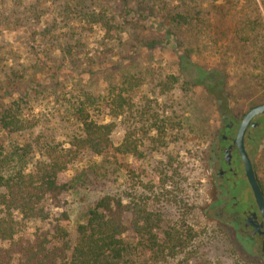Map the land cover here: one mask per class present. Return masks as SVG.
Returning a JSON list of instances; mask_svg holds the SVG:
<instances>
[{"label":"rangeland","instance_id":"rangeland-1","mask_svg":"<svg viewBox=\"0 0 264 264\" xmlns=\"http://www.w3.org/2000/svg\"><path fill=\"white\" fill-rule=\"evenodd\" d=\"M244 10L250 11V6L243 0L239 4L235 0H0V103L26 92L30 104L25 112L36 115L44 128L31 137L0 129V150L15 152L24 142L39 137L64 144L72 130L63 124L66 119L60 110L69 101L82 102L94 120L114 124L111 140L117 148L124 133L136 127L123 117L106 116L102 106L128 84L132 86L128 97L136 106L157 102L160 109H171L177 120L170 144L158 154L147 152L136 160L117 155L113 149L99 157L87 152L78 157L64 175L73 189L61 197L60 208L53 210L57 217L66 214L65 226L71 234L103 196L125 195L134 182L145 191L153 169L172 158L180 169L175 189L182 211L167 204L161 210L166 214L165 228L182 214L197 232L198 241L187 251L189 264H250L203 215L206 156L219 129V115L203 88L184 84L188 79L177 55H186L202 70L223 74L227 104L238 123L250 108L264 103V81L250 71L256 62L237 52L238 45L228 35L225 40H206L209 32L203 31V23L217 30L231 20H222L220 12L228 11L237 21L249 16ZM176 14H190L194 21L187 26L171 23ZM170 78H177L178 83L162 94L159 85ZM33 157L27 158L34 162ZM18 160L14 165H21ZM258 164L264 177V150ZM147 256L135 264H154Z\"/></svg>","mask_w":264,"mask_h":264},{"label":"trees","instance_id":"trees-1","mask_svg":"<svg viewBox=\"0 0 264 264\" xmlns=\"http://www.w3.org/2000/svg\"><path fill=\"white\" fill-rule=\"evenodd\" d=\"M243 1L250 6V11L244 10L249 16L236 21L234 16L232 19L227 15L228 11L220 12L222 20H231L217 30L207 28L205 21L203 31L209 35L206 33L204 38L215 42L227 39L228 35L230 41L238 45L237 52H242L246 60L256 62L250 71L257 73L255 77L259 81H264V0ZM236 2L239 4L240 0ZM170 21L187 26L194 20L190 19V14H176ZM229 25L232 26L227 29ZM158 30L165 32L162 27ZM179 58L181 68L183 64L189 67L186 55ZM197 70L187 76L184 84L203 88L228 116L223 74ZM177 83V78L160 83L162 94ZM128 85L117 90L102 106L106 116L123 117L136 127L134 132L124 133L117 148H113L111 140L114 124L94 120L82 102L69 101L66 105L63 103L60 110L66 119L63 124L71 125L72 130L64 144L39 137L24 142V147L15 152L0 150V264H135L145 254L154 264H189L187 251L190 244L198 241L197 232L186 224L182 214L165 228L166 214L161 210L162 205L167 204L182 211L175 189L180 169L172 158L153 169L149 184L143 188L145 191L134 182L125 195L103 196L88 210L83 222L74 227L73 234L65 226L66 214L57 217L53 213L60 208L61 197L73 189V183L65 180L64 175L82 153L99 157L114 149L117 155L141 160L145 153L158 154L170 144L177 123L172 110L160 109L157 102L136 106L128 97L132 89L131 84ZM29 104L26 92L16 100L0 103L1 131L13 135L23 133L28 137L42 132L44 128L36 115L25 112ZM138 135L144 140L137 138ZM30 155L34 156V162L27 158ZM15 159H19L20 166L14 165Z\"/></svg>","mask_w":264,"mask_h":264},{"label":"flooded vegetation","instance_id":"flooded-vegetation-1","mask_svg":"<svg viewBox=\"0 0 264 264\" xmlns=\"http://www.w3.org/2000/svg\"><path fill=\"white\" fill-rule=\"evenodd\" d=\"M193 65L190 60L189 67L182 65L181 69L185 76L195 74L197 69L201 70L200 67ZM217 76L223 80L222 75L217 73ZM215 103L219 115V129L207 150L204 178L207 204L203 215L216 224L217 228L231 240L237 253L248 263L264 264V217L256 203L236 146L233 144L240 121L246 113L237 123L228 104L226 108L230 112L228 111L229 114L226 116L221 112L222 108L217 102ZM234 129H236L235 135ZM244 148L264 201V177L258 170L259 155L264 150V113L250 121L244 135ZM227 152L228 160H226Z\"/></svg>","mask_w":264,"mask_h":264},{"label":"water","instance_id":"water-1","mask_svg":"<svg viewBox=\"0 0 264 264\" xmlns=\"http://www.w3.org/2000/svg\"><path fill=\"white\" fill-rule=\"evenodd\" d=\"M177 55H181L180 52H177ZM264 113V104L258 105L253 107L252 109H250L241 119L237 133L235 135V138L233 140V144L236 146L237 152L241 158V161L243 163L244 166V170L246 173V176L248 178L249 181V185L252 189V192L255 196L256 199V203L259 206V209L264 217V201L262 199L261 193L256 185L253 173H252V169H251V164L249 162V159L247 157V154L245 152V148H244V135L246 133L247 127L250 123V121L263 114ZM229 158V154L227 152L226 155V160H228Z\"/></svg>","mask_w":264,"mask_h":264}]
</instances>
